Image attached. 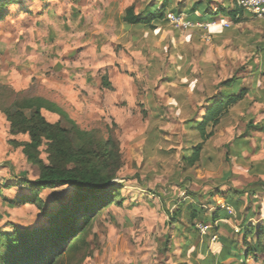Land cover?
<instances>
[{
  "label": "rangeland",
  "instance_id": "rangeland-1",
  "mask_svg": "<svg viewBox=\"0 0 264 264\" xmlns=\"http://www.w3.org/2000/svg\"><path fill=\"white\" fill-rule=\"evenodd\" d=\"M158 1L13 0L1 9L0 86L22 96L54 100L81 128L104 135L111 132L119 141L122 166L114 181L122 187L113 198L121 202L101 208L90 223L83 224L84 230L77 233L83 243L73 254L58 257L57 264H209L210 255L216 256L222 248L221 241L212 240L213 227L207 224L204 232L194 233L182 212L176 230L170 213L194 200L208 211L214 209L209 199L223 207L219 196L207 195L216 188L240 189L264 181V174L249 172L250 164L264 169L260 102L249 103L251 116L241 113V105L233 108L203 144L199 161L184 167L181 155L199 140L184 121L200 116L199 106L204 95L213 92L211 86L232 75L245 78L250 61L257 57L233 46L229 38L218 42L215 30L220 20L215 19L219 16L214 19L216 26L205 27L183 12L193 27L175 28L166 22L152 31L120 21L127 6L134 4L141 11ZM193 1L168 0L167 19L171 9L182 12ZM220 4V0L210 2L213 12ZM231 28L225 30L229 36ZM103 75L108 87L101 84ZM0 94L10 95L1 88ZM43 115L50 122L58 119L46 111ZM250 118L255 129L245 135L248 149L237 157L236 146L226 151L225 144L244 134ZM150 129L157 137L147 145ZM10 137L0 112V231L45 225L47 213L66 204L72 188L39 190L44 213L36 203L9 201L28 194L30 189L21 180L33 181L38 174L20 148L7 143ZM240 198L239 209L229 206L232 213L226 224L233 226L232 231L221 229L233 240L242 236L239 222L245 213H253L248 220L252 224L264 222V194L258 192L249 202L245 194ZM250 244L254 246L252 237ZM257 258L262 260L264 252H257ZM248 261L264 264L252 257ZM236 262L229 259L225 264Z\"/></svg>",
  "mask_w": 264,
  "mask_h": 264
},
{
  "label": "trees",
  "instance_id": "trees-1",
  "mask_svg": "<svg viewBox=\"0 0 264 264\" xmlns=\"http://www.w3.org/2000/svg\"><path fill=\"white\" fill-rule=\"evenodd\" d=\"M11 1L13 0H0V18L1 9ZM198 5V2H194L192 9L187 12V18L193 22H204L221 11L228 15L232 23L243 19V10L235 5L228 11L219 8L215 12L208 5H204L201 7L200 16H194L193 10L199 9ZM167 6L168 0H159L146 5L141 11H136L134 4H131L124 9L120 21L151 31L156 28V22L166 23ZM170 12L182 13L178 9H171ZM238 81L237 76L218 81L214 85V93L206 97L204 105L202 103L199 106L203 110L202 114L184 121L187 129L199 139L191 142L187 154L181 155L184 167H192L199 161L203 144L214 135L215 127L228 114L230 108L246 95V88L238 87ZM101 84L107 87L110 85L105 75L101 77ZM0 88L10 94L9 97L0 94V112L8 123V134L12 136L7 143L11 147L20 148L25 161L35 166L38 171L35 180H21L23 184L27 183L30 192L9 201L36 203L44 213L39 190L57 186L72 188L66 204L47 213L45 225L33 228L13 226L9 231H0V264H57L60 259L58 257L67 253L73 254L83 243V237L78 236L84 230L83 224L90 223L101 208L121 202V199L115 201L113 198L122 187L114 181L122 166L119 141L111 132L104 135L97 129L81 128L54 100L41 95L22 96L5 85ZM43 111L55 114L58 119L54 122L48 121ZM63 121L69 127L63 126ZM252 129H255V125L250 118L245 124L244 134L225 144L226 151L230 150V146H236L238 150L233 152L238 157L242 149H248L245 135H249L247 133ZM17 135H24L26 139H17L14 137ZM156 137L157 133L150 129L146 132V144ZM42 153L45 154L44 158ZM256 165L259 164H250L249 172L252 175L264 174V169ZM258 192L264 194V181L261 179L240 189L216 188L207 196L212 197L215 193L223 200V207L211 199L207 203L213 204L214 209L210 211L195 200L179 204L170 213V224L179 230L176 223H181V214L185 212V219L194 233L199 232L195 226L198 222L211 225L217 232L222 225L221 220L230 218L225 206L239 209L243 204L240 198L243 194L247 195L249 202ZM238 215L243 214L239 212ZM252 217L253 213H245V216L240 217L241 238L233 240L229 236L222 237L221 251L216 260L210 255L209 264H223L228 258L238 260V264H246V259H257V252H264V222L252 224L248 221ZM78 220L80 221L77 222ZM251 237L254 246L250 244ZM186 246L185 242L183 248Z\"/></svg>",
  "mask_w": 264,
  "mask_h": 264
},
{
  "label": "crops",
  "instance_id": "crops-1",
  "mask_svg": "<svg viewBox=\"0 0 264 264\" xmlns=\"http://www.w3.org/2000/svg\"><path fill=\"white\" fill-rule=\"evenodd\" d=\"M212 1L213 0H195V1L190 3V6L185 7L183 9L182 13L186 12V14H187V12L192 9V4L194 2H198L199 5L197 7L199 9H194L193 14H194V16H200V12H201L200 10H201L202 6L208 5L209 9H212L210 7V2H212ZM220 1H221V4L217 5V7L215 8V11L216 10L218 11L219 8H224L225 11H228V10L232 9L234 5L236 7H239L236 4V0H234V1L233 0H220ZM241 9L243 10V19L237 23H232V21L229 19L228 15L223 11H221V13H218L215 16L208 18L206 21L200 22V23L211 22L215 18H217L218 16L220 18L215 19V20L231 21L232 32H231L230 36L225 32V30H227L228 27H222L219 23H217V25H219V26H217V30H215V31L217 33L216 36L218 37V42L219 43H220V41L223 42L229 38V41L233 44V46H237L240 50L248 52L253 56L256 54L257 58L255 59L254 62L250 61L249 70L246 71V73H245L246 77L245 78H241V76H238V75H232V76H237L239 78L237 85H238V87H245L246 88V95L243 97V99L237 105L233 106L228 111V113H229L233 108L241 105L239 107V108H241V110H240L241 113H246L247 115H250L249 109H250L251 105L249 103L260 102V104L264 107V19L256 17L254 14H252L250 11H248L246 9H243V8H241ZM166 22H169V20L167 19ZM196 23H198V22H196ZM155 24H156V28L159 27V25H161L160 22H156ZM209 29H211V28H209ZM145 31H149V30H145ZM190 34H188V36H190ZM221 45H222V43H221ZM232 76H230V77H232ZM211 88L213 89V92L211 94L204 95L205 97L203 100V105L205 104L206 97H208L214 93V85L211 86ZM149 97L150 96H148V98ZM202 111L203 110L201 109L200 115L202 114ZM7 127H8V123H7ZM261 130H263V128ZM227 220L228 219H222L221 220L222 225L219 228V230L216 232V235L214 236V238H212L213 241H214V239H217L216 242L218 243L219 241H221L222 237L229 236L227 234H224L221 231V229H224V228L226 230L232 231L233 226L230 223L226 224ZM217 254H216V256H214L215 260L217 259V256L219 255V254L218 255ZM229 259L232 260L233 258H228V259L224 260L223 264H225L226 261ZM249 259L250 258L246 259V262H245L246 264H249L248 263ZM233 260H235V259H233ZM254 260L261 261L263 263L264 258H262V260L260 258H257ZM235 261H237L235 264L239 263L238 260H235ZM256 261H254V262H256Z\"/></svg>",
  "mask_w": 264,
  "mask_h": 264
},
{
  "label": "built area",
  "instance_id": "built-area-1",
  "mask_svg": "<svg viewBox=\"0 0 264 264\" xmlns=\"http://www.w3.org/2000/svg\"><path fill=\"white\" fill-rule=\"evenodd\" d=\"M236 4L239 7L250 11L256 17L264 19V0H236ZM168 20L175 28H190L194 26V23L186 20L182 14L170 13L168 15ZM218 23L222 27L231 26V21H228V20H220ZM215 24H216L215 20L211 22L203 23L205 27H213L215 26ZM199 25H202V24H199ZM226 209L229 214L232 213V210L230 209L229 206H227ZM195 226L201 232H204L206 229H208V225H205L199 222L196 223Z\"/></svg>",
  "mask_w": 264,
  "mask_h": 264
}]
</instances>
